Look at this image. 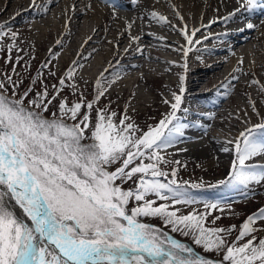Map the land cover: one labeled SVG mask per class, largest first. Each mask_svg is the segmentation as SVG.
I'll return each instance as SVG.
<instances>
[{"label": "snow or ice", "instance_id": "1", "mask_svg": "<svg viewBox=\"0 0 264 264\" xmlns=\"http://www.w3.org/2000/svg\"><path fill=\"white\" fill-rule=\"evenodd\" d=\"M32 2L35 5V0ZM240 3L241 7L223 19L235 17L241 8L248 12L264 10V0ZM150 15L158 22H167L155 11ZM127 27L131 29L132 23ZM255 27L251 21L246 23L247 29ZM178 31L185 39L178 50L187 72L188 54L201 43L194 40L200 29L189 31L185 23ZM18 37L7 23H0V52L7 51L8 63L13 62L11 54L18 48ZM140 38L136 35L131 40L139 42ZM52 55L55 58V53ZM21 59L17 57L15 63ZM239 63L243 64V59ZM76 66H80L78 62ZM41 68H48V75L56 76L47 62ZM43 75L38 71L21 93L23 79L15 67L12 74L0 73V264H264V236L255 235L264 232L256 226L264 224V208L248 216L235 240L230 241L228 237L236 226H215L220 216L209 223L208 217L218 204L201 201L190 191L204 185L177 179L179 168L187 165L172 159L168 149L182 142L185 130L204 127L183 122L177 115L188 111L181 108L186 76L180 77L181 86L179 92L172 93L173 100H164L170 111L145 129L128 115L127 108L121 115L111 109L110 103L97 107L115 78L105 83L107 78L101 74L95 82L93 100L88 101L81 92L77 101L70 102L61 93L68 87L74 96L77 94L75 67H70L58 84L51 85V91ZM233 79L239 80V76ZM252 84L264 92L259 80H252ZM54 101L56 111L49 118L44 113L50 111ZM249 103L260 122L229 141L234 143L236 153L232 174L209 187L244 190L264 183V163H247L264 158V117L255 101ZM129 181L135 186L123 187ZM157 200L164 203L157 204ZM10 201L19 206L25 219L10 208ZM198 203H203L204 211L193 208L184 213L177 207ZM142 217L163 220L173 232L191 236L206 252L223 253L222 260L197 255L188 244L143 222Z\"/></svg>", "mask_w": 264, "mask_h": 264}, {"label": "bare ground", "instance_id": "2", "mask_svg": "<svg viewBox=\"0 0 264 264\" xmlns=\"http://www.w3.org/2000/svg\"><path fill=\"white\" fill-rule=\"evenodd\" d=\"M238 7H241L238 0H35V5L32 0H0V22L19 33L18 48L13 52L23 49L32 54L34 45H38L40 51H46V42L52 40L55 47L50 54L60 53L51 66L57 81L61 77L59 72L70 67L79 68L75 82L84 85L95 84L101 74L107 78L106 82L115 78V86L122 89L120 97L125 101L120 108L121 115L127 106L135 112L148 104L161 105L165 104L164 100L170 101L162 88L157 87L155 101L143 98L130 103L134 86L154 76L158 83L168 81L163 87L169 92H179L180 77L186 76L181 108L188 111L182 112L181 117L183 122L204 127L193 126L185 130L182 142L168 152L178 160L191 159L197 165L208 163L207 167L212 168L215 166L212 160L218 162L216 167L227 166L234 157L235 148L229 141H234L241 132L237 122L247 124L255 115L249 103L255 99L245 90L254 87L257 97L261 95L264 101V92L252 84L254 79L264 84V10L248 12L241 8L235 17L223 19ZM152 11L165 16L167 22L154 20L150 15ZM213 20L216 23H211ZM248 21L256 27L247 29ZM130 22L132 27L128 29ZM185 23L189 31L200 29L194 40L201 41L188 54L187 72L182 67L183 54L178 50L185 45V39L178 31ZM136 35L141 37L139 42L131 40ZM57 41L61 43L57 44ZM7 42L11 43V40ZM34 57L35 62H41L40 53ZM7 58H2L1 69H5ZM241 59L243 64L239 63ZM46 62L44 60L41 66ZM77 62L80 67L76 66ZM238 67L243 69L242 75L251 78L250 81L239 78L233 86L229 83L231 77L220 79L228 68L236 70ZM12 69L8 71L12 72ZM239 86L243 89L237 93L244 94L245 104L232 95ZM221 88L225 92L218 93ZM209 93H214L215 99L207 98ZM114 94L118 96L119 91L114 90ZM206 107L210 110H201ZM256 107L260 111L259 105ZM209 115L213 118L209 119ZM189 117L204 118L206 122L201 124L199 119L192 122ZM223 123L228 127L223 134L229 138L218 132ZM225 148L229 151H224ZM263 189L264 183H261L229 192L219 198L218 206L232 208L235 204H244L246 197L257 196ZM9 206L19 218L25 219L14 201H10Z\"/></svg>", "mask_w": 264, "mask_h": 264}, {"label": "rangeland", "instance_id": "3", "mask_svg": "<svg viewBox=\"0 0 264 264\" xmlns=\"http://www.w3.org/2000/svg\"><path fill=\"white\" fill-rule=\"evenodd\" d=\"M239 5H241L240 0H238ZM1 23V22H0ZM47 45V50L46 51H40L38 49V45H34V51L33 53H29L28 51H16L12 52V63H8L7 61L5 62V69L2 68V58L8 57V53L3 51L0 52V73L4 72H9L8 70L12 67L16 68V72L19 74V76L23 79V85L19 89V91L22 93L25 89H27L30 85L31 79L36 77V72L38 69H40L41 64L44 60H47V63L49 65V68L55 63L56 57L60 53L55 54V58H53V55L50 54V50L54 49L55 45L52 43V40L46 42ZM53 47V48H51ZM40 53L41 54V62H35V54ZM17 57H23V59L20 60V62L17 64L15 63ZM30 65V67H28ZM27 67V70L25 68ZM80 67V66H79ZM76 69V76L79 73V68ZM48 68L41 69L43 71V82L46 83L49 86V91H51V85L53 84H58V81L55 79V77H52L48 75ZM232 71V74L230 72ZM66 73V70L60 71L59 76L63 77L64 74ZM8 74H12V72H9ZM257 76L259 77V72L256 73ZM75 76V78H76ZM234 76H239V78L245 82H248L251 80L250 77L242 75L240 72H236L235 69L229 70L227 69L226 73L221 75L220 79L225 80L226 78L231 77V80L229 83L231 85L236 84V79H233ZM150 77V76H149ZM13 79H16V76L13 75ZM219 79V80H220ZM218 80V81H219ZM78 84V92L74 96L72 94V90L68 87H65L63 92L61 93L62 96L67 97V99L70 102H75L79 99V94L82 92L84 96L87 98L88 101H91L94 99L95 95V84L93 85H84L81 82H76ZM105 83H109L106 82ZM168 84V81H162L161 83H158V81L155 79L154 76H151L146 82H141L139 85L134 86V94L133 97L130 100V103L134 101H142L143 98H147L148 100L155 101L156 100V91L157 87L162 88L163 94L172 101L173 96L172 92H169L166 90L163 85ZM37 90L40 89V81L37 82L36 85ZM119 91L118 96L116 94L113 95L114 90ZM242 86H239V89L236 87L235 91H233L232 95L236 97L237 100H239L242 104L246 103V98L244 97L243 93H237L239 90L242 91ZM201 90V89H199ZM120 91L122 89L118 88L115 86V83L111 84V87L108 89V92L105 94V97L101 98L100 104L97 105V107L104 106V105H109L112 110H117L118 113L121 114L120 108H122L125 104V101L120 97ZM175 91V90H174ZM244 91V90H243ZM225 92L224 88L219 89L218 93H223ZM246 94H249L255 99V102L257 105L260 107V113L261 117H264V101L263 98L257 97V91L254 87H249L247 90H245ZM9 95H11V90H9ZM245 94V95H246ZM209 99H215V94L214 93H209L206 96ZM56 102H53V105L50 106V111L48 113H44L45 116H48L50 118V113L53 111H56ZM127 108V113L128 115L132 116L135 121L142 127L146 129V126L151 124L155 125L158 123V121L170 111V107L168 104H148L146 106H142L139 111H133L132 112V107H126ZM210 108H202L201 110L208 111ZM93 119H95V112H93ZM177 115L182 116V111L177 113ZM190 120L196 121V119L200 120V123L203 124L206 122V119L204 118H196V117H189ZM260 121V117H257L254 115L251 118V121H249L247 124H241L240 122H237L239 128L241 131H243L245 128L248 126H251L252 124H256L257 122ZM220 130L218 132L222 133V136L225 138H229L226 135H224V132L228 131V127L226 126V123H223L220 125ZM172 159H177L178 158L175 155L171 154ZM236 158V153H235V148H234V157H232L228 163L227 166H218V162L215 160H212V164L215 166L212 168L207 167L209 164H202V165H197L194 160L191 159H181L180 161L182 164H186L187 167H180L178 171V180H183V181H189L190 183H202L204 186L200 189H190V191L197 196V198L201 201H206V202H211V203H217L219 205V198L222 199V195H227L230 194L229 192H234L236 190H239L240 188H229V187H221L219 189H213L212 187H209V185H217L219 181L221 180H226L228 179L231 174H232V162ZM255 161V158H254ZM254 161H249L247 163H253ZM171 167V166H170ZM170 170V168L168 169ZM135 185L133 184L132 181H129L128 183L124 184L123 187L129 188V187H134ZM155 199V197H153ZM223 201V200H222ZM244 204L238 205L235 204L233 205L232 208H228L229 206H223L219 207L216 210H213L211 215L208 217L209 223L215 216H220L221 218L216 221L215 226H220V227H225V228H230L232 225H235L236 228L234 231H232L231 236L228 237L230 241L235 240L237 235L239 234V231L241 230V227L243 223L246 221L247 217L256 213L260 208H264V189L263 191L257 195V196H252V197H246L244 199ZM159 203H164V201H159L157 200V204ZM221 203V202H220ZM131 206V205H130ZM181 209L182 212L187 213L191 209L195 208L198 209L199 211H204V206L203 203H198L194 204L191 206H186V205H178ZM220 209H223V211H220ZM141 220L146 223H151L157 226H161L168 230L171 234H173L176 238L184 240L186 242H189L193 245L195 249H197V252L200 255L209 257L208 259H211L214 261H221L223 257V253H217V252H206L202 246L196 245L192 239L191 236H184L180 232H173L172 227L170 225L164 224L163 220L159 218H145L142 217ZM257 228H264V224L257 223ZM257 237L264 236V232L257 231L255 233ZM247 239V238H246ZM243 243V241H241ZM197 254V255H199ZM224 264H227V262H224Z\"/></svg>", "mask_w": 264, "mask_h": 264}, {"label": "water", "instance_id": "4", "mask_svg": "<svg viewBox=\"0 0 264 264\" xmlns=\"http://www.w3.org/2000/svg\"><path fill=\"white\" fill-rule=\"evenodd\" d=\"M161 230L164 231V232H166V233H167L168 235H170L172 238L176 239L171 233H169V232L166 231L165 229L161 228ZM180 241H181V240H180ZM181 242H184V241H181ZM191 248H193L192 245H191ZM193 250H194L195 253L199 254V253L197 252V250H195V249H193ZM199 255H200V254H199ZM200 256H203V255H200ZM204 257H206V256H204ZM206 258H209V257H206ZM214 261H217V260L214 259Z\"/></svg>", "mask_w": 264, "mask_h": 264}]
</instances>
